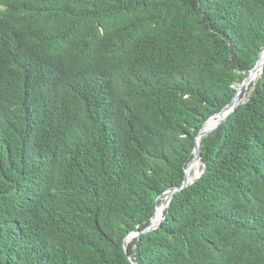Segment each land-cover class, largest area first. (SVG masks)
I'll use <instances>...</instances> for the list:
<instances>
[{
  "label": "trees",
  "instance_id": "trees-1",
  "mask_svg": "<svg viewBox=\"0 0 264 264\" xmlns=\"http://www.w3.org/2000/svg\"><path fill=\"white\" fill-rule=\"evenodd\" d=\"M2 42L0 264H130L136 232L138 264H264V69L163 203L264 47V0H0Z\"/></svg>",
  "mask_w": 264,
  "mask_h": 264
},
{
  "label": "water",
  "instance_id": "water-1",
  "mask_svg": "<svg viewBox=\"0 0 264 264\" xmlns=\"http://www.w3.org/2000/svg\"><path fill=\"white\" fill-rule=\"evenodd\" d=\"M263 49H264V47L262 48V50ZM262 50L259 52L255 64L245 74V76L242 79V81L240 83H238L237 85L233 86L235 88V94H234L233 98L231 99V101L228 104H226L218 113L213 114L212 116L207 118L205 120V122L202 124V126L200 127V129H199V131H198V133H197V135L195 137L194 147H193V150H192L193 157H192V159L190 161V162H192V161L197 162V165H198L199 168H198L197 172L193 176H191L190 178L187 179V176H186V168L187 167H186L185 171H184V179L181 182V184L179 186H177V187H172V188H169V189H167L165 191V194H164L165 196H164V199H163V203L165 204L164 209L168 206V204H169V202H170V200H171V198H172L174 193H176V192L180 191L181 189H183L184 187L190 185L191 183H193L196 179H198L201 176L204 167H203V162H202L201 152H200V139L207 131H211V130L215 129L220 123H222L227 118V116L229 114L234 112L236 110V108L240 104H242V103H244L246 101V98L244 97V94L241 97V91H242V88L249 81L250 74L253 73V71L255 70L257 65L259 64L260 55H261ZM263 69H264V61L260 64V67L258 68V74H257V76H255L254 81L261 74ZM164 209L162 210V213L159 216V218L157 220H155L154 216H155V213H156V210H157V205H156L155 212H154L153 216L151 217L150 223L145 228V230H143V232L150 231V230L156 228L160 224L161 220L163 219ZM139 233L140 232H136V233H134V234H132L130 236H127L123 240V250H124V252H125L130 264H138L135 261H133L132 258L128 255L127 247H128L129 242L133 239V237H135Z\"/></svg>",
  "mask_w": 264,
  "mask_h": 264
},
{
  "label": "bare ground",
  "instance_id": "bare-ground-1",
  "mask_svg": "<svg viewBox=\"0 0 264 264\" xmlns=\"http://www.w3.org/2000/svg\"><path fill=\"white\" fill-rule=\"evenodd\" d=\"M264 50V49H263ZM262 50V51H263ZM264 61V51L261 53V55H260V61H259V64L257 65V67L255 68V70L253 71V73H251L250 74V76H249V80L251 79V77H254V79H255V76H257V74H258V68L260 67V64L262 63ZM254 79H253V81H254ZM248 83H249V81L246 83V85L243 87V88H247V86H248ZM246 95H244V97H245ZM191 168H192V170H191ZM197 169H198V165H197V162H195V161H192V162H190V164H189V167H188V169L186 170V176H187V179L188 178H190L191 176H193L196 172H197ZM190 170H191V172H190ZM190 172V173H189ZM161 215V210H160V207L157 205V210H156V213H155V216H154V218H155V220H157L158 218H159V216Z\"/></svg>",
  "mask_w": 264,
  "mask_h": 264
},
{
  "label": "rangeland",
  "instance_id": "rangeland-1",
  "mask_svg": "<svg viewBox=\"0 0 264 264\" xmlns=\"http://www.w3.org/2000/svg\"><path fill=\"white\" fill-rule=\"evenodd\" d=\"M249 81H250V80H249ZM248 91H249V86H247L246 89H245V88H242L241 93H242V92H246L245 95H248ZM188 167H189V165H188ZM188 167H187V169H188ZM198 168H199V167H198ZM187 169H186V170H187ZM197 170H198V169H197Z\"/></svg>",
  "mask_w": 264,
  "mask_h": 264
},
{
  "label": "clouds",
  "instance_id": "clouds-1",
  "mask_svg": "<svg viewBox=\"0 0 264 264\" xmlns=\"http://www.w3.org/2000/svg\"><path fill=\"white\" fill-rule=\"evenodd\" d=\"M27 34H26V31H25V29H24V34H23V37L24 36H26ZM0 44H5V42H2V43H0Z\"/></svg>",
  "mask_w": 264,
  "mask_h": 264
}]
</instances>
